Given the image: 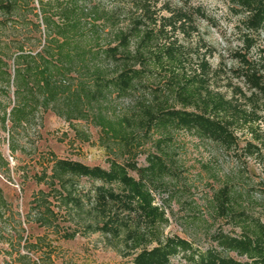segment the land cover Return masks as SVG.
Here are the masks:
<instances>
[{
	"label": "trees",
	"instance_id": "16d2710c",
	"mask_svg": "<svg viewBox=\"0 0 264 264\" xmlns=\"http://www.w3.org/2000/svg\"><path fill=\"white\" fill-rule=\"evenodd\" d=\"M218 1L236 19L237 46L214 66L217 51L199 23H218L189 0H129L109 11L89 8L92 0H0V129L10 151L52 112L98 129L110 154L104 168L49 152L33 176L46 190L32 195L28 222L63 240L99 234L130 264H171L179 255L188 264H264V189L258 204L244 202L254 189L247 164L264 169V0ZM182 134L232 157L239 171L209 201L212 217L237 232L215 230V247L204 252L164 235L169 220L156 202L173 199L181 181ZM4 204L0 188V216ZM18 226L8 250L0 248L11 259L3 264H43L38 253L52 264L47 235L31 242Z\"/></svg>",
	"mask_w": 264,
	"mask_h": 264
},
{
	"label": "rangeland",
	"instance_id": "374dc122",
	"mask_svg": "<svg viewBox=\"0 0 264 264\" xmlns=\"http://www.w3.org/2000/svg\"><path fill=\"white\" fill-rule=\"evenodd\" d=\"M172 5H179L181 0H162ZM194 5H201L208 15L215 18L217 26L212 27L206 22H200L201 32L207 42L213 46L217 55L211 60L216 66L219 54L228 58V53L237 46L233 24L236 19L228 21L226 6L218 0H189ZM129 0H92L91 6L100 10L109 11L117 8H127ZM37 8V4H35ZM261 45L264 47V34L261 36ZM12 94H10L11 97ZM5 94L0 89V105H6ZM77 132V133H76ZM88 137V141L85 138ZM9 134L0 129V153L8 162V168L0 171V188L6 205H2L0 216V248L8 250L7 243L14 240L15 233L19 232L18 222L24 230L23 238L34 242L35 238L47 235L53 246L52 264H130V259L123 258L113 249L105 246L99 234L77 236L73 240L59 239L54 233L45 231L32 222H28L32 195L38 190H46L43 185H36L33 181L35 174H40L47 165L49 152L58 158L80 161L89 166L107 168L106 159L110 154L99 142V131L90 124L76 121L69 125L56 117L52 112L43 115L42 125H35L27 137H17V150L11 152L8 147ZM176 144L179 145L176 160L180 169L181 181L170 183L174 188L173 199L167 202L157 198L160 206H165L169 223L164 227V235L179 236L191 242L192 246L202 252L215 247L210 236L215 230L235 234L231 226L222 220H216L209 211L213 192L226 181L230 175H238V166L234 159L221 153L217 148L204 145L182 134ZM144 150H150L145 146ZM144 156L138 159L144 164ZM250 179L254 187L252 196L244 194V202L258 204L261 189H264V169L253 161L247 164ZM82 185L88 187V182L82 180ZM171 192V193H172ZM237 192L240 190L237 189ZM166 198V196H165ZM250 199V200H249ZM264 217V213L262 214ZM48 244V241H46ZM41 252H48L49 247L43 245ZM43 264H50L46 256ZM41 254V255H40ZM234 259L246 262L230 254ZM11 259L4 254L0 255V264ZM171 264H188L181 255L174 257Z\"/></svg>",
	"mask_w": 264,
	"mask_h": 264
}]
</instances>
